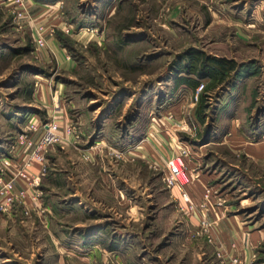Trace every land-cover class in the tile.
Listing matches in <instances>:
<instances>
[{
  "label": "rangeland",
  "instance_id": "rangeland-1",
  "mask_svg": "<svg viewBox=\"0 0 264 264\" xmlns=\"http://www.w3.org/2000/svg\"><path fill=\"white\" fill-rule=\"evenodd\" d=\"M19 1L0 0V181L22 163L7 172L8 146L29 134L37 112L46 117L32 101L39 78L58 84L67 107L70 122L58 125L55 144L67 146L55 148L71 164L48 171L47 151L33 187L15 180L24 183L16 190L44 198V210L38 216L21 200L0 214V264H264V242L260 263L247 262L215 236L221 208L264 221V158L250 154L264 141V0ZM39 26L46 42L37 49ZM50 41L74 68L59 69ZM192 50L238 67L204 90L209 79L177 74ZM185 76L199 81L197 90L177 83ZM171 158L184 165L185 185L201 184V202L166 185ZM107 163L111 180L91 181ZM69 166L79 168L74 183ZM101 227L100 244L80 249L79 235Z\"/></svg>",
  "mask_w": 264,
  "mask_h": 264
},
{
  "label": "crops",
  "instance_id": "crops-1",
  "mask_svg": "<svg viewBox=\"0 0 264 264\" xmlns=\"http://www.w3.org/2000/svg\"><path fill=\"white\" fill-rule=\"evenodd\" d=\"M47 49H48V51H50L54 55V58L56 60V64L60 70L67 72V71H70L72 68H74V63H73L72 59H70L68 57V55L61 48L58 47V45H56L55 43L52 44L50 41V44L48 45ZM34 84H35V88H34V92L32 94V101L37 102V104L39 106L38 108H41L44 112V115L46 116V117L40 118V117H38L40 115L39 112H37L38 116L33 114V115L37 116V118H38L36 122L38 123V122H41V120H45L46 118H54L55 117L58 119V125L60 127V130H63V128L69 124L70 120H69V117L67 116V112H68L67 107L60 100V93L61 92H60V89L58 87V84H51L49 81H47L45 79H41V78L35 80ZM52 87H54V89H52ZM18 110L19 111H16V112L20 113L19 114L20 116H18V118H20V119H18V121L20 123L21 121H23V118H21V114H22L21 110L22 109H18ZM25 114L27 117V115H28L27 112ZM2 122L3 121H1V123ZM32 136L35 137L36 133H34ZM53 146L49 148V150L46 154V156L50 160V163L45 162L43 164V165H45V168L48 169V171L52 170L53 166L55 167V166L61 164L62 162H64V164H67V165L70 162V161H63L62 155H60V151L59 150L57 151L56 149H58V148H55V147H59V148L63 149L64 146H67L65 143V140L62 142V144L60 143L57 146H55V145H53ZM64 149H65V147H64ZM250 149H251V151L255 150L254 154L257 155L256 156L257 158H264V141L258 142L256 144V147L252 146V148H250ZM7 150L9 151V153L12 154V157L10 158V162L6 163V166L8 164L10 166V167L9 166L6 167V169H7V172L9 174H12V173H14V170L18 167L19 163L23 162L25 154H26V152H25L26 150H24V149L21 150L20 149V143L17 142L16 140L13 142V144L8 146ZM54 151L56 153H54ZM251 151H250L251 156L253 158H255V155H253V151L252 152ZM157 157H155L157 161H162V162L164 161L161 154L158 155ZM65 159L70 160L71 156H68V157L65 156ZM3 160H5V159H3L2 156H0V165L2 164V162L3 163L6 162ZM32 165L33 166L30 169V173H33V174L38 173L42 168V165L39 163H36V162H34ZM68 169L70 172L68 181H70V183H74L73 172H74V170H79V168L74 167V169H72V167L69 166ZM108 169H109V163L105 164V166H104V164H102V170H101V172H98L99 176L97 177V176H94L93 174H91L89 179H91V181L111 180L109 178ZM62 171L63 170L60 169L59 173H61ZM55 172H56V169H54V172L51 175H55L54 174ZM8 173L5 175L4 178H8V176H9ZM49 173H51V172H49ZM58 175H60V174H58ZM48 178H49V176H48ZM62 180H64V179H62ZM58 181H60V182H56L54 184H59V183H64V182L68 183L66 181H61L60 179ZM46 184H49V181H47V179L45 178L41 188H43V187L45 188ZM23 185H24L23 182L17 181L15 187L19 188V187H23ZM185 191H186V193H188V195H190L193 202L199 203L202 201V194H203L202 193V186L198 181L192 180L190 178L188 184L185 185ZM33 194H34V190L32 188H28L26 190V196H25L24 202L26 203V206H27V204L30 205V207L33 210L35 208L34 212L36 214H38V216H42V213L44 210L42 208V202H43L44 198L41 200L39 198L37 200H33V198H32ZM175 194L177 195L178 198L180 197V194H178L177 191L175 192ZM53 198L49 197V196L47 197V199H51V200ZM61 203H63V200ZM45 205L51 206L53 209H55V206H53V203L50 201H49V203H46ZM15 208L16 207L14 206L13 210H15ZM17 211H18V209L16 208L15 214ZM217 225H218L217 226V232H216L217 234H215V236H216V239L222 244V247L226 251H234L235 254L243 257L245 259V261L251 262L253 260V257H255L256 253L258 252L259 246L264 242V221H263V219L255 218L254 220L248 221L245 219L242 220L238 217V215H234V214H231L229 216H225V211L221 208V210H219V217L217 218ZM104 231H105L104 228L101 227V228H98V230L96 232H93V230H92V232L86 236H83V234H80L79 239H80V245L82 247V248L80 247V249L84 248L83 245L89 247L91 245L93 246L95 244L96 245L100 244V241H98L97 238H99V234L104 233ZM110 243H112V241H110ZM111 245H113V244H111ZM108 247H109V245L106 246V248H108ZM61 258H62V256L60 257V260H61ZM255 262L260 263L259 257L256 258ZM46 263L47 262H44L43 264H46ZM60 263L61 262H59V264Z\"/></svg>",
  "mask_w": 264,
  "mask_h": 264
},
{
  "label": "built area",
  "instance_id": "built-area-1",
  "mask_svg": "<svg viewBox=\"0 0 264 264\" xmlns=\"http://www.w3.org/2000/svg\"><path fill=\"white\" fill-rule=\"evenodd\" d=\"M21 5L19 0H16ZM35 46L36 48L45 47V28L39 26L35 29ZM202 87V86H201ZM199 87V88H201ZM198 87L196 88V90ZM58 124L53 120H45L37 123L34 119L28 121L27 130L29 134L20 135L18 142L22 149H30L29 155L17 168L15 174L6 181H0V214L11 210V207L18 201L24 200L26 196L27 187L22 190L15 189V180H26L29 187L36 184V174L30 173V169L34 162L42 164L48 148L57 144L60 141V134L57 131ZM38 132V136L32 140V135ZM67 135L73 134L72 128L67 127L65 130ZM184 165L180 161L171 158L167 161V173L164 175L166 185L171 187L177 186L182 192V197L185 202H189V195L185 191V184L183 182ZM33 200L38 198L32 195ZM204 222V221H203ZM208 224V223H207ZM212 229V226H211ZM232 264H241L236 257L231 258Z\"/></svg>",
  "mask_w": 264,
  "mask_h": 264
},
{
  "label": "trees",
  "instance_id": "trees-1",
  "mask_svg": "<svg viewBox=\"0 0 264 264\" xmlns=\"http://www.w3.org/2000/svg\"><path fill=\"white\" fill-rule=\"evenodd\" d=\"M186 58L187 63L183 67L177 68V74L186 73L187 75L193 74L197 79H209L204 90L213 89L218 85L225 82V77L231 72L235 71L238 67L237 62L234 60L226 59L224 57H210L204 53L192 50L183 56ZM180 77V76H179ZM190 77L177 78V83L187 85L191 90L195 91L199 86V81ZM198 120L203 123V119L199 112L197 113Z\"/></svg>",
  "mask_w": 264,
  "mask_h": 264
}]
</instances>
